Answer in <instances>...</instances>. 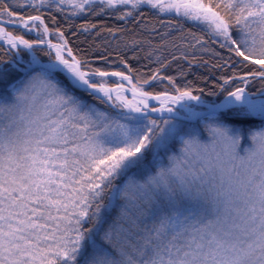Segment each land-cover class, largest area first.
I'll list each match as a JSON object with an SVG mask.
<instances>
[{"label": "snow or ice", "instance_id": "obj_1", "mask_svg": "<svg viewBox=\"0 0 264 264\" xmlns=\"http://www.w3.org/2000/svg\"><path fill=\"white\" fill-rule=\"evenodd\" d=\"M0 264H264V0H0Z\"/></svg>", "mask_w": 264, "mask_h": 264}]
</instances>
